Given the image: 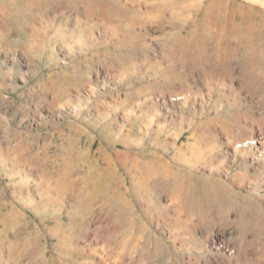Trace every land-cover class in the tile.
Returning <instances> with one entry per match:
<instances>
[{
    "label": "rangeland",
    "instance_id": "374dc122",
    "mask_svg": "<svg viewBox=\"0 0 264 264\" xmlns=\"http://www.w3.org/2000/svg\"><path fill=\"white\" fill-rule=\"evenodd\" d=\"M263 144L264 0H0V264H264Z\"/></svg>",
    "mask_w": 264,
    "mask_h": 264
},
{
    "label": "bare ground",
    "instance_id": "6f19581e",
    "mask_svg": "<svg viewBox=\"0 0 264 264\" xmlns=\"http://www.w3.org/2000/svg\"><path fill=\"white\" fill-rule=\"evenodd\" d=\"M236 133H240V130H238V132H236ZM252 138V137H251ZM262 154L264 155V144H263V152H262ZM94 191V190H93ZM89 193V192H88ZM80 195V194H79ZM83 195V194H82Z\"/></svg>",
    "mask_w": 264,
    "mask_h": 264
}]
</instances>
